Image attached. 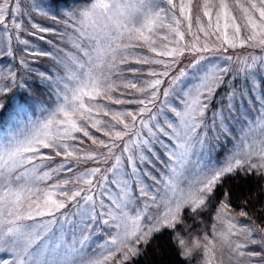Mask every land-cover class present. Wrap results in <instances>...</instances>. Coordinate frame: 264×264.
I'll return each instance as SVG.
<instances>
[{"label":"snow or ice","instance_id":"1","mask_svg":"<svg viewBox=\"0 0 264 264\" xmlns=\"http://www.w3.org/2000/svg\"><path fill=\"white\" fill-rule=\"evenodd\" d=\"M233 9L244 23H238ZM192 11L193 0H92L82 9L67 4L60 9L59 0H38L24 11L29 30L16 19L19 0L14 5L0 0V31L11 40L10 14L23 51L53 61L52 70L33 71L22 56L19 78L11 69L0 70V118L8 113L7 126L0 127V253L10 257L2 264H105L117 253L116 264H130L142 255L139 246L163 229H174L185 209L196 215L204 211L225 178L238 172L264 178V62L242 60L238 69L209 63L190 79L186 68L172 75L178 57L212 50L207 43L198 47ZM32 12L63 22L64 31L41 26L31 19ZM203 15L209 20L207 28L199 16L196 27L205 37L220 32L223 21V44L264 49V0H219L215 29L208 0ZM182 22L187 23V35L194 36L191 43L181 31ZM21 31L53 51L34 49L19 36ZM157 38L167 43L158 49ZM138 48L171 59H157ZM204 60L201 56L188 67L197 68ZM131 64L161 67H122ZM221 88L226 91L217 99ZM245 101L250 107L242 110ZM125 104L138 108L111 107ZM93 129L107 140L95 136ZM84 137L103 151H84L72 143L83 144ZM225 149L223 163H217L215 154ZM79 162L95 166L77 173ZM61 173L72 176L57 180ZM50 180L54 183L41 187ZM228 195L214 216L224 227L218 231L214 223L211 238L205 233L203 241L189 242L177 233L182 258L191 259L203 248V264H217L216 251L227 248L237 261L247 257L244 264H264V252L245 251L249 244L264 247V240L254 237L264 228L238 224ZM239 215L247 213L241 210ZM103 234L108 239L96 249L106 255L86 260L88 242Z\"/></svg>","mask_w":264,"mask_h":264},{"label":"trees","instance_id":"2","mask_svg":"<svg viewBox=\"0 0 264 264\" xmlns=\"http://www.w3.org/2000/svg\"><path fill=\"white\" fill-rule=\"evenodd\" d=\"M76 0H59V8L64 9L65 5L67 4L68 8H71L72 2ZM38 2V0H19V7L21 9V12L16 19H19L23 22V24L31 30V25L28 22V16L24 15V11L26 9L31 8L32 4ZM44 3H47V0H43ZM177 3H179V0H176ZM205 0H193V11H192V23H193V33L200 36V41L198 43V47H203L205 43L208 44L209 48H211V51L206 52H186L185 55L178 57V62L172 72V75H176L180 69H187L189 73V79L191 78V74L195 73L199 70V67L201 66H207L209 63L214 64H228L233 69L242 68L243 66L240 64L242 60H247L249 63L252 62L253 58H256L257 62H264V49L260 47H249L248 45H244L242 47H229L226 44H223V39L221 36V33L223 32V21H221V31L220 32H214L212 35L205 37L203 33H200L196 27V17L199 16L201 23L207 28V25L209 23V20L207 17H204L203 15V4ZM232 0H229V3H231ZM16 3V0H12V4L14 5ZM209 7L212 9L213 13V19H212V26L213 29H215V13L218 11V4L219 0H208ZM12 5H10L11 7ZM164 7H167V5H163ZM73 8V7H72ZM234 14L237 16L238 23H244L241 14L238 12V10L233 9ZM176 16L179 17V11L177 9ZM31 19L37 23H39L41 26L50 27V28H57L61 31H64V23L60 22L57 23L54 20L48 19L46 17H43L39 15L36 12L31 13ZM6 20L8 27L11 31V40H9V36L4 34L5 37L9 41V47H4L5 51L3 55H0V65L3 66V70L5 69V72L8 69H11L12 71L16 72L19 75L23 72V69L20 67L19 59L23 56L27 61H29L30 66L33 68V71L39 69L44 71H49L53 69V61L50 60L47 57H31L28 56L26 52L23 51L24 45L19 44L18 40L16 39V33L15 29L13 27L14 19L10 14L6 15ZM68 31L71 32V29ZM181 31L185 32V39L189 43L193 42L194 36L193 35H187V23L182 22L181 24ZM231 31V29H229ZM44 35V34H41ZM19 36L21 38L27 39L31 42V45L34 49H41V50H47V51H53L51 45L45 43L44 41L38 40L33 36H28L25 32L21 31L19 33ZM217 36H221V39H217ZM49 39H52L55 41L56 44L60 45L63 48H70V45L65 43L61 44L59 39L55 36H49ZM158 42L156 44V47L159 49L163 43H167V41L160 40L157 38ZM2 46V45H0ZM145 52L149 56L154 57V53L148 52L147 49H135ZM11 52L12 55H9L8 53ZM205 57V60L202 61V65L197 66V68H189L188 65L191 64L193 61L198 59L199 57ZM231 57V60L228 58ZM157 59H164V60H170L171 58L166 57H154ZM32 61H35V63H32ZM133 66H136L134 64ZM132 66V67H133ZM159 65H138V68H143L145 71H147L149 68H156L157 70H160ZM148 68V69H145ZM259 72V69H257ZM234 74V73H231ZM128 78H133V74L130 73ZM141 79H151V77L142 76ZM7 81H4L6 83ZM237 85L241 83L240 79H237L235 81ZM140 86V85H138ZM165 86H167V83H165ZM126 91H134V90H126ZM226 91V89L221 88L217 93L216 97L219 99V97ZM139 95V94H137ZM131 99L132 97H128ZM162 98V94H161ZM100 103H106V101H100ZM176 104H179V101H177ZM114 109H121V108H127V109H136L138 108V105L136 104H125V105H111ZM217 107L216 102H213L212 109L214 110ZM211 112H208V116ZM169 117L172 115V113H168ZM104 120H108V117H103ZM147 119V116L146 118ZM8 124V113H5L2 118H0V127H6ZM122 127V126H118ZM93 131L94 135L97 137H101L105 140H107V137H102V134L100 132H96L94 129ZM79 135V134H77ZM128 139V137H126ZM84 143L80 144L79 141H73L79 149H83L84 151L88 152H95V151H103V149H98L96 145L92 144V141L89 140L87 137L83 138ZM57 161H60L61 159L59 157L56 158ZM111 163V162H110ZM95 166L91 162H79L76 165L75 171L77 173L84 171L87 168H91ZM69 173H61V176H58L56 179L59 180L64 176H68ZM54 183V181H48L47 184H41V187H47V185H50ZM73 186V185H72ZM69 185V187H72ZM225 193H228V202L231 205V209L234 210V212H240L241 210H244L247 213V216L245 218H248L250 223L252 222L255 225L264 226V178H260L257 176L256 173H252L251 175L245 176L243 173H237L235 177L229 176L225 178L222 182V184L218 185L215 191L214 196L211 198L213 202H221L225 198ZM68 208H71V205L68 206ZM213 210V207L211 208ZM67 211V209H65ZM44 219H49L48 217H45ZM173 233L168 230H162L161 233L155 234L150 242L142 249V255L135 257L132 259L130 264H188L184 258L180 256L178 253L177 247L175 246L173 242ZM128 264V262H126Z\"/></svg>","mask_w":264,"mask_h":264},{"label":"rangeland","instance_id":"3","mask_svg":"<svg viewBox=\"0 0 264 264\" xmlns=\"http://www.w3.org/2000/svg\"><path fill=\"white\" fill-rule=\"evenodd\" d=\"M92 2V0H76L72 2V6L71 8H75V9H82L86 6H88L90 3ZM158 41V40H157ZM0 55H3L5 49L4 47L8 48L9 47V41L8 39L5 37V35L0 32ZM156 46V45H155ZM242 47V46H239ZM137 52H139L138 50H135ZM168 58V57H166ZM134 64L131 65H122V67H128V66H133ZM133 67H138V65L136 64V66ZM148 69V68H145ZM0 70H3V66L0 65ZM5 71V69L3 70ZM130 74V72L124 73L125 76H128ZM230 75H232L230 73ZM260 76L262 79H264V73H260ZM254 100V97H253ZM177 103V101L175 102ZM239 107V104H238ZM250 106L248 104L247 101H245L243 109L242 110H246L248 109ZM250 115H252V113H249ZM211 116V113L209 114V117ZM146 118V116H145ZM170 119H172L173 121L176 120V117L172 114L170 116ZM233 131L236 132L237 129L233 128ZM255 135L259 136V131H257L255 133ZM165 142L170 143V141L167 140V138H164ZM73 143V142H72ZM158 151H160V146L156 145L154 146ZM232 147V142L230 141L228 144V148ZM227 149L225 150H221L218 151L215 154V160L217 163H223L224 158H225V154H226ZM161 156H163V153L161 151ZM61 159V157H59ZM160 167H162V165H160ZM240 173V172H238ZM255 173V172H253ZM156 174L159 175V171L158 169L156 170ZM68 176H72V173H69ZM145 180L147 181V178L145 177ZM148 183H151V181H147ZM70 186H72L70 184ZM221 202H213L210 198L208 207L204 210V211H200L199 215H196L194 213H192L189 209H185L182 212L181 215V222L174 228V229H163V230H168L171 231L173 233V242L175 244V246L177 247L178 253L180 254V248L178 246V240L175 239L177 233L180 235L181 238H184L186 240H188L189 242H191L193 239H199L201 241H203V237L205 235V233H207V235L211 238L212 236V225L215 223L216 224V228L217 230H221L224 225L222 223H216V221L214 220V216L215 213L218 209V207L220 206ZM213 207V210L211 209ZM153 211H155L153 209ZM240 212H234V210H232L231 215L235 216L236 221L238 224L240 225H251L252 227H255L256 225L253 224L252 222L250 223L248 218H245V216H240L239 215ZM261 228H264V226H260ZM79 236V233L77 234ZM254 237L257 239H261L264 240V233H259L256 232L254 233ZM68 242L71 243V234L68 235L67 237ZM108 239L107 234H103V235H94L92 237V239L88 242V246L85 252V259H102L103 255H106V252L100 250V249H96V245L98 242H103L105 240ZM234 240L240 241L241 237H233ZM204 243H206V241H204ZM79 246V245H77ZM140 249L142 250L144 245H140L139 246ZM93 249H95V251H93ZM249 250H255V251H261L264 252V247H262L261 245L258 244H249L247 246V248L245 249V251H249ZM181 256V254H180ZM216 256V261L217 264H244L245 260H247V257H244L243 259L237 261L236 258L234 256H232L231 252L229 249L224 248L222 251L221 250H217L215 253ZM182 257V256H181ZM232 257V258H230ZM0 264H2V260L4 259H10V257L8 256L7 253H0ZM135 258V257H134ZM120 259V254L117 253L116 257H114L110 262H105V264H116V260ZM203 248L198 249L196 252H194L193 257L191 259H184L186 260V262L188 264H203Z\"/></svg>","mask_w":264,"mask_h":264}]
</instances>
